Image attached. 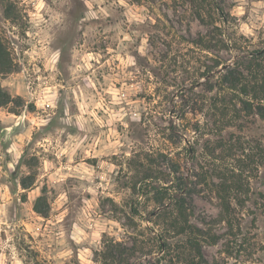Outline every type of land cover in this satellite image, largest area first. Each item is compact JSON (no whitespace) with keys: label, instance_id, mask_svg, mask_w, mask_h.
<instances>
[{"label":"rangeland","instance_id":"1","mask_svg":"<svg viewBox=\"0 0 264 264\" xmlns=\"http://www.w3.org/2000/svg\"><path fill=\"white\" fill-rule=\"evenodd\" d=\"M0 39L12 63L0 73L2 264L197 262L185 235H165L170 255L158 245L179 195L188 222L217 236L201 243L209 264H264V162L251 141L259 122L223 127L218 115L207 125L204 115L215 92L207 71L264 47V0H0ZM219 132L244 143L216 148ZM193 149L240 182L231 226L218 171L200 170ZM107 246L117 258L102 257Z\"/></svg>","mask_w":264,"mask_h":264},{"label":"trees","instance_id":"2","mask_svg":"<svg viewBox=\"0 0 264 264\" xmlns=\"http://www.w3.org/2000/svg\"><path fill=\"white\" fill-rule=\"evenodd\" d=\"M260 49H255L252 51L243 52L237 55L234 60L221 72L211 75L210 70L205 82L207 84L208 90H214V94L209 98V108L208 114L204 113L206 116L205 123L208 125V121L211 119L215 122V116L224 120L221 126H233L237 121L242 119L256 118L259 122L257 124L258 132L253 134V138L250 140L254 142L252 149L254 150L253 156H257L260 159V164L264 162V51L262 53H257ZM219 63L218 65H221ZM216 65V66H218ZM12 63L9 58L6 46L0 39V73H7L11 71ZM216 76V78H215ZM214 80V81H212ZM8 98V97H7ZM8 102V99H3L0 97V106ZM220 121V120H217ZM220 129V128H219ZM226 137L220 132L217 136L213 137V141L216 144V148L220 149H231L243 144L241 142V136L228 133ZM210 139L206 140L207 141ZM247 144H250L247 140ZM207 152V151H206ZM191 158L195 161L200 170L208 171H218L216 175L219 176L220 181L215 184L217 187V197L219 198V206L222 211L224 221L228 225L233 224L234 219V207L231 203L232 194L237 195L242 189L240 187L239 180H236L229 173H225V166L222 159H217L212 153H205L202 149L200 152L196 153L195 149L190 150ZM218 162V163H217ZM228 171H238L237 168L230 165L226 167ZM206 171L195 172L194 176L198 179H204ZM23 187L27 185L22 183ZM166 189V188H165ZM185 192V191H184ZM254 194V193H253ZM259 196L264 197V194L256 193ZM162 195L159 197L158 201L162 202ZM172 204L176 210L175 216L172 218L168 227L164 231L160 232L158 237V245L164 253L171 254L172 247L167 240L165 235L167 234H182L185 235L190 243L195 247V254L199 257L197 262L190 261L189 264H209L206 259L203 258L201 254V243L208 241L214 243L217 240L216 235H212L198 226L192 225L188 222L185 214V198L182 195L174 197L172 199ZM38 200L35 201L33 209L41 215H45V210L41 205L38 204ZM169 213L172 214L171 211ZM165 214H168L167 212ZM209 238V239H208ZM112 245V244H111ZM113 248L110 246L106 247V250L102 251V257L107 258H117L118 255H114ZM120 260V259H118ZM119 262V261H117ZM145 264H153L151 260H147Z\"/></svg>","mask_w":264,"mask_h":264},{"label":"clouds","instance_id":"3","mask_svg":"<svg viewBox=\"0 0 264 264\" xmlns=\"http://www.w3.org/2000/svg\"><path fill=\"white\" fill-rule=\"evenodd\" d=\"M93 15H94V14H93ZM125 38L127 39V37H125ZM129 63H131V61H129ZM53 96H54V94H53ZM41 106H42V105H41ZM51 107H55V104H51ZM50 115H51V114H48V115H45L43 118H37L36 120H33V124L47 125L48 122H49V119H50ZM20 119H21V121H23L24 117H21ZM132 119H134V120H138V119H139V116L134 114V115L132 116ZM63 123H65V124H70V123H71V118H68V119L63 120ZM77 123H78V126H79L81 129L84 128V123L80 122L79 118H77ZM8 131L10 132L11 129H9ZM31 131H32V129L29 128V129H27V130L24 132L23 139H24L25 142L27 141V139L30 138ZM61 131H62V130H61ZM88 131H91V129L89 128ZM5 139H8V137H5ZM16 139H17V140H20L21 137H16ZM51 143H52V141H51V139L49 138L47 141L41 142V145H40V146L44 147V151H45V152H48L50 149H49V147H48L47 145H49V144H51ZM20 147L22 148V145H21ZM76 147L78 148V147H80V145L77 144ZM8 151H9V152H12V153L14 154V156H13V164H15V163L18 161V159H19V157H20V155H21V151L18 150V147H17V145H16L15 143L13 144V146H12L11 148L8 149ZM73 151H74V150H73ZM0 159H3V157L0 156ZM69 159H71V156L69 157ZM13 164H9L8 167L11 168V167L13 166ZM47 167H48V168H51V167H53V165L49 162V163L47 164ZM81 167H82V166H81ZM86 171H87V170H86ZM5 175H6V174H5ZM89 175H90V173H89ZM61 179H63V177H61ZM101 179H103V177H101ZM88 190H90V189H88ZM61 199L63 200V199H65V197L62 196ZM0 264H2V262H0Z\"/></svg>","mask_w":264,"mask_h":264},{"label":"water","instance_id":"4","mask_svg":"<svg viewBox=\"0 0 264 264\" xmlns=\"http://www.w3.org/2000/svg\"><path fill=\"white\" fill-rule=\"evenodd\" d=\"M264 51V47L263 48H261L257 53H262ZM228 66V64H223V65H221L220 67H219V69H218V72H220V71H223L226 67Z\"/></svg>","mask_w":264,"mask_h":264}]
</instances>
